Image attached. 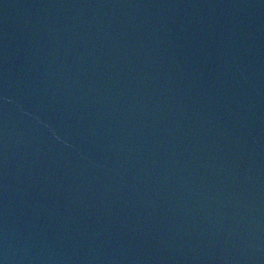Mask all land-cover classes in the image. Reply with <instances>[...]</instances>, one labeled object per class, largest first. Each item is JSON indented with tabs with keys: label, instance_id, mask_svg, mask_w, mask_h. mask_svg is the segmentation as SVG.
<instances>
[{
	"label": "water",
	"instance_id": "obj_1",
	"mask_svg": "<svg viewBox=\"0 0 264 264\" xmlns=\"http://www.w3.org/2000/svg\"><path fill=\"white\" fill-rule=\"evenodd\" d=\"M0 264H264V0H0Z\"/></svg>",
	"mask_w": 264,
	"mask_h": 264
}]
</instances>
